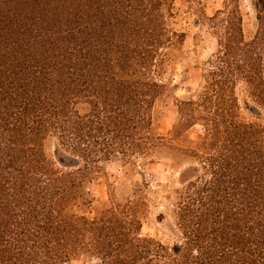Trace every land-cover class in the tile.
I'll return each mask as SVG.
<instances>
[{
    "label": "trees",
    "instance_id": "1",
    "mask_svg": "<svg viewBox=\"0 0 264 264\" xmlns=\"http://www.w3.org/2000/svg\"><path fill=\"white\" fill-rule=\"evenodd\" d=\"M186 1L202 23V2ZM251 1L253 36L243 0H223L207 17L217 50L167 137L154 110L172 95L160 77L186 34L175 28L177 0H0V264L84 255L99 264H264V0ZM251 104L261 115L242 119ZM196 125L201 141L188 136ZM183 138L187 147L174 143ZM168 151L185 157L172 167L195 161L174 210L159 215L170 213L172 244L142 234L133 202L79 212L94 211L89 187L108 175L104 163Z\"/></svg>",
    "mask_w": 264,
    "mask_h": 264
},
{
    "label": "rangeland",
    "instance_id": "2",
    "mask_svg": "<svg viewBox=\"0 0 264 264\" xmlns=\"http://www.w3.org/2000/svg\"><path fill=\"white\" fill-rule=\"evenodd\" d=\"M194 1L195 4H198V1L202 2L206 18L202 23H196L194 13L190 12V2L177 0L179 13L175 28L186 34L181 38L182 42L174 51L172 60L167 61L168 64L160 77L168 84L169 93L173 96L170 95L157 102L154 110V127L158 133L167 137H170L177 121L178 103L202 92L204 76L211 67L209 60L217 50V35L207 17L213 16L223 7V0ZM243 12L245 34L248 37L253 36L257 30V24L251 0H243ZM261 113V107L251 104L249 108L242 109L241 117L249 121L260 116ZM188 136L192 140L201 141L204 136L203 126H194L188 131ZM174 143L181 147H187L190 144L184 138ZM166 154L168 155L166 158H159L156 155L151 158L135 155L134 164L122 160L121 156L104 163L103 166L108 175L101 174L89 187L93 196L96 197L94 211L82 209L79 212L93 217L100 215L113 201L120 205L117 206L118 210L126 206L131 208L133 202L137 204L138 215L142 218V234L155 237L163 243L172 244L175 240V229L170 213L164 219H160L159 215L162 212L174 210L172 204H174L175 189L182 188L188 180L193 178L195 173L189 169L185 171V168L194 166L192 163L195 161L189 158V162L182 168H175L170 165V162L175 158L184 161L185 157L178 151H168ZM99 262L95 257L84 255L66 264H99Z\"/></svg>",
    "mask_w": 264,
    "mask_h": 264
},
{
    "label": "water",
    "instance_id": "3",
    "mask_svg": "<svg viewBox=\"0 0 264 264\" xmlns=\"http://www.w3.org/2000/svg\"><path fill=\"white\" fill-rule=\"evenodd\" d=\"M254 108H252V110H253Z\"/></svg>",
    "mask_w": 264,
    "mask_h": 264
}]
</instances>
